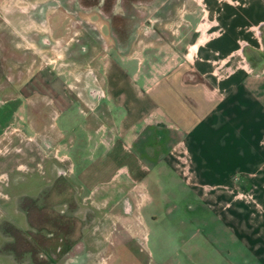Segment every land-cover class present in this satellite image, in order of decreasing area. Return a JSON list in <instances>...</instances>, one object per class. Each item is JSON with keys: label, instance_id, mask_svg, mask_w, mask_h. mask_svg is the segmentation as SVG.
<instances>
[{"label": "rangeland", "instance_id": "374dc122", "mask_svg": "<svg viewBox=\"0 0 264 264\" xmlns=\"http://www.w3.org/2000/svg\"><path fill=\"white\" fill-rule=\"evenodd\" d=\"M205 2L0 0V264H169L153 260L158 238L139 226L156 215L165 250L170 237L180 246L167 224L200 200L182 179L137 180L151 164L128 175L106 71L113 52L151 79L187 60L195 33H208ZM262 41L248 62L264 65V30Z\"/></svg>", "mask_w": 264, "mask_h": 264}, {"label": "crops", "instance_id": "0c3cea01", "mask_svg": "<svg viewBox=\"0 0 264 264\" xmlns=\"http://www.w3.org/2000/svg\"><path fill=\"white\" fill-rule=\"evenodd\" d=\"M205 1L208 33H195L187 60L151 79L142 64L113 52L106 94L111 108L122 111L128 175L151 164L155 171L143 170L137 180L150 174L159 183L182 179L200 200L190 206L194 216L167 224L181 236L180 246L170 237L168 251L155 231L163 225L158 217L143 220L138 236L158 238L149 245L153 260L264 264V65L246 57L263 49L264 0H239V7L236 0ZM178 149L187 153L188 176L174 167Z\"/></svg>", "mask_w": 264, "mask_h": 264}]
</instances>
